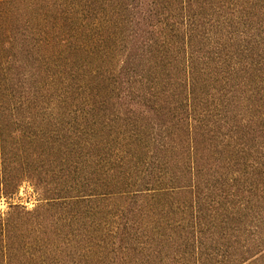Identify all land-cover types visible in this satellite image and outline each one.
I'll list each match as a JSON object with an SVG mask.
<instances>
[{
  "label": "trees",
  "instance_id": "trees-1",
  "mask_svg": "<svg viewBox=\"0 0 264 264\" xmlns=\"http://www.w3.org/2000/svg\"><path fill=\"white\" fill-rule=\"evenodd\" d=\"M0 264L264 263V0H0Z\"/></svg>",
  "mask_w": 264,
  "mask_h": 264
},
{
  "label": "rangeland",
  "instance_id": "rangeland-1",
  "mask_svg": "<svg viewBox=\"0 0 264 264\" xmlns=\"http://www.w3.org/2000/svg\"><path fill=\"white\" fill-rule=\"evenodd\" d=\"M41 203L42 197L34 188L29 184H24L15 196L0 201V211H7L10 205H20L27 209H33Z\"/></svg>",
  "mask_w": 264,
  "mask_h": 264
}]
</instances>
